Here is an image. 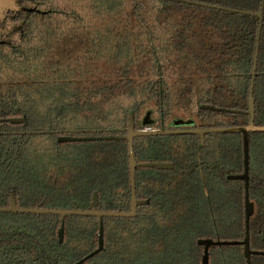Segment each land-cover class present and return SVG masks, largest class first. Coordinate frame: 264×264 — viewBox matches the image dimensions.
I'll return each mask as SVG.
<instances>
[{
  "label": "trees",
  "instance_id": "16d2710c",
  "mask_svg": "<svg viewBox=\"0 0 264 264\" xmlns=\"http://www.w3.org/2000/svg\"><path fill=\"white\" fill-rule=\"evenodd\" d=\"M22 0L42 10L10 12L0 36V207L16 192L20 207L129 211L127 140L111 157L82 168L63 159L60 135H122L136 128L242 126L263 0ZM248 11L250 13H245ZM255 124L264 125V23L254 88ZM188 123H191L189 125ZM83 126L93 127L86 129ZM136 137L137 195L149 199L136 217L105 218V248L84 264H202L200 238L242 241L245 183L241 133ZM101 157V158H100ZM97 157L94 156V159ZM109 158V159H108ZM72 158H70L71 160ZM105 163V164H104ZM68 168V169H67ZM252 250L264 251V131L251 133ZM0 211V264H74L98 247L99 219ZM253 264L264 256L252 255ZM209 264H247L242 244L211 246Z\"/></svg>",
  "mask_w": 264,
  "mask_h": 264
},
{
  "label": "water",
  "instance_id": "95a60500",
  "mask_svg": "<svg viewBox=\"0 0 264 264\" xmlns=\"http://www.w3.org/2000/svg\"><path fill=\"white\" fill-rule=\"evenodd\" d=\"M175 2L188 3L193 5L206 6L210 8H220L227 9L225 7H220L217 5L207 4L204 2L190 1V0H170ZM38 12L44 13L42 10L24 6L21 4V0H0V36L2 35H12L15 32L22 29L21 26H17L12 29H5L2 26V22L7 18L10 12ZM245 13H250L244 11ZM256 14L259 17V29L256 51L254 56V64L251 74V84H250V96H249V110L248 111H238L235 109H228L224 107H218L214 105L204 104L202 109L219 111V112H240L249 115V123L242 126H219V127H183V123L176 121L174 127L171 128H152L146 127L143 129L136 128L134 113L130 114V123L127 129V133L123 135H90V136H75V135H60L58 136L59 142H76V141H96V140H127L129 147V169H130V179H131V210H102L99 209V194L97 191L94 192L93 197V207L88 210L82 209H56V208H43V207H20L17 204L16 192H11L10 205L6 207H0L2 212H21V213H36V214H58L61 216V227L59 229V239L63 243L65 237V220L66 217L71 215L77 216H93L99 219V237H98V247L87 254L85 257L80 259L74 264H84L88 259L94 257L98 253L102 252L105 248V218L106 217H126L132 218L136 217L138 213V207L142 205L149 204L148 199H140L137 196L136 191V175L138 168H157V169H172L174 164L172 162H139L136 158V151L134 146V141L136 137L142 136H156V135H175V134H197L200 137V142L202 146H205V138L207 134L212 133H241L243 135V155H244V171L240 174H229L227 178L229 180H242L245 183V237L242 241L234 240H214L213 238H200L198 240V245L204 247V252L202 256V264L210 263V247L211 246H222V245H232V244H242L244 246V256L246 258L247 264H253L252 255L259 254L264 256V251H257L251 249L250 244V219L254 214L255 205L250 199V139L251 133L255 131H264V125L255 124V97L254 88L255 80L257 75V66L259 59V50L261 42V33L263 30L264 23V0L262 1L261 11ZM3 42V41H0ZM0 121H7L12 124L26 123V117H10L3 118ZM146 123L150 121L145 120ZM191 125V123H188Z\"/></svg>",
  "mask_w": 264,
  "mask_h": 264
},
{
  "label": "rangeland",
  "instance_id": "374dc122",
  "mask_svg": "<svg viewBox=\"0 0 264 264\" xmlns=\"http://www.w3.org/2000/svg\"><path fill=\"white\" fill-rule=\"evenodd\" d=\"M151 127L158 128L156 126ZM83 128L93 129V127L89 126H83ZM57 142L61 143L58 141V139ZM56 148L58 150L61 149L60 154L62 155L63 159L68 158L67 161L63 162L67 164L69 169L72 168L69 167L68 162L78 164L82 166V168H87V165L91 162L97 161L99 156L106 158L110 155L111 151H115L112 149V145L108 144L107 142L101 143L90 141L62 142L61 145L59 146L58 144ZM94 156L97 158L94 159ZM109 157H111V155ZM70 158L72 159L70 160Z\"/></svg>",
  "mask_w": 264,
  "mask_h": 264
},
{
  "label": "flooded vegetation",
  "instance_id": "af4514ba",
  "mask_svg": "<svg viewBox=\"0 0 264 264\" xmlns=\"http://www.w3.org/2000/svg\"><path fill=\"white\" fill-rule=\"evenodd\" d=\"M21 2H22V0H21ZM22 5H23V3H21ZM146 120H148L149 121V119L148 118H146ZM145 123V122H144ZM150 123H146V124H144L143 125V128H146V127H151L150 125H149ZM146 126V127H145ZM187 127V126H186ZM143 128H141V129H143ZM126 133H127V131H126ZM125 133V134H126ZM123 135V134H122ZM200 138V137H199ZM138 170V169H137ZM131 190H132V188H131ZM136 191H137V175H136ZM138 196V195H137ZM131 197H132V195H131ZM140 199H142V198H140ZM148 199V198H147ZM143 200H145V199H143ZM149 200V199H148ZM150 201V200H149ZM130 210H131V208H130Z\"/></svg>",
  "mask_w": 264,
  "mask_h": 264
}]
</instances>
